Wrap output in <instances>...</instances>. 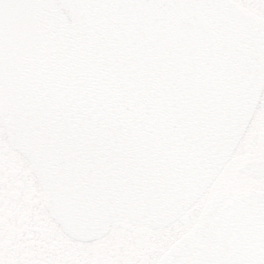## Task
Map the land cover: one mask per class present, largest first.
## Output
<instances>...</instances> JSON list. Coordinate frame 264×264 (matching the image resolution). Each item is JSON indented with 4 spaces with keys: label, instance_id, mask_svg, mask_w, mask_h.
Listing matches in <instances>:
<instances>
[{
    "label": "water",
    "instance_id": "1",
    "mask_svg": "<svg viewBox=\"0 0 264 264\" xmlns=\"http://www.w3.org/2000/svg\"><path fill=\"white\" fill-rule=\"evenodd\" d=\"M263 85L264 19L233 0H0L7 143L78 240L179 218ZM225 197L220 183L156 264H264V191Z\"/></svg>",
    "mask_w": 264,
    "mask_h": 264
},
{
    "label": "flooded vegetation",
    "instance_id": "2",
    "mask_svg": "<svg viewBox=\"0 0 264 264\" xmlns=\"http://www.w3.org/2000/svg\"><path fill=\"white\" fill-rule=\"evenodd\" d=\"M234 1L264 17L263 12L250 7L247 0ZM256 1L262 9L264 0ZM254 116L255 113L234 152L241 150L245 156L241 165L245 162H254V172L258 174V170H260L258 163H264V119L256 117L254 127L256 130L251 131V134L248 135L246 133ZM243 176L248 183L247 189L264 190L262 186L264 176L262 178H253L247 174ZM10 186L15 187L14 190L9 191V195L13 197L16 195L19 198L20 192L28 191L25 189L24 183L14 179L13 175H9V180L5 185L6 188ZM203 194L190 208H195ZM23 199L24 203L19 202L20 204L14 210L11 209V214L7 212L1 215L2 209L0 208V264H155L157 259L172 245L170 243L167 248L163 249L164 238L161 234L163 228L122 221L112 223L106 234L98 239L75 240L63 233L42 203L40 205L36 200L33 204L27 203L28 195ZM205 202L204 199L201 207L193 211L194 221ZM177 231L174 229L171 233L176 234ZM185 232L187 231L181 233ZM148 261L150 262L147 263Z\"/></svg>",
    "mask_w": 264,
    "mask_h": 264
},
{
    "label": "rangeland",
    "instance_id": "3",
    "mask_svg": "<svg viewBox=\"0 0 264 264\" xmlns=\"http://www.w3.org/2000/svg\"><path fill=\"white\" fill-rule=\"evenodd\" d=\"M247 2L250 3V7L255 8L258 11L261 10V12H263L264 14V4L262 5V9H261V5L259 6V3L256 0H247ZM256 109L254 111L255 113L254 119L252 120V123L250 124V128H248L246 133L248 135L251 134V131L254 132L256 130V128H254L256 125L255 118L260 117L262 118V120L264 119V87L262 89V95L259 98ZM6 118H7V103L4 93L0 87V204H1L0 208L2 209L1 215L7 212L11 214L10 213L11 209L14 210L17 207V205L20 204L19 202L23 204L24 203L23 197L24 196L27 197V195H28L27 203L33 204L35 203L34 201L36 200L41 205V200H40L41 192L34 178V175L31 171L30 165L23 157H21L18 153H16L7 146L6 137L4 133V121L6 120ZM263 151H264V143H263ZM244 157L245 156L243 155L241 150H236V152H233V154L227 161L226 165L219 173L218 177L214 180L209 190H207V192L203 194L202 198L197 202L195 208L188 209L175 222L161 229L162 232L161 234L162 237L164 238L163 249L167 248L170 243H172L170 247H173L174 244L178 241V238L182 235L181 232L192 230V224L195 217L193 211L201 207L204 199L207 200L206 198H208L209 194L213 192L218 182L224 183V192L227 194L228 199L234 193L247 189L248 183L245 177L243 176L245 173L243 171L238 170L243 165V164L241 165V163ZM9 175H13L14 179L16 178L17 180L22 181L24 183L25 189L28 190V191L24 190L20 192L19 198H17L16 195H14V197L9 195V191L15 189L14 186H10L9 188L5 187L6 182L9 180ZM262 186L264 187V183L262 184ZM7 195L9 196L7 197ZM40 212L43 213V211ZM174 229L178 230L176 234L171 233V231ZM149 262L150 261H148L147 263Z\"/></svg>",
    "mask_w": 264,
    "mask_h": 264
}]
</instances>
